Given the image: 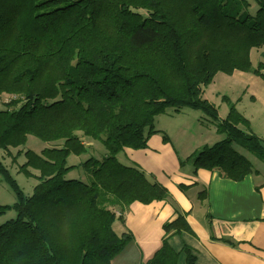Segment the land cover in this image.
Segmentation results:
<instances>
[{
	"label": "trees",
	"instance_id": "trees-1",
	"mask_svg": "<svg viewBox=\"0 0 264 264\" xmlns=\"http://www.w3.org/2000/svg\"><path fill=\"white\" fill-rule=\"evenodd\" d=\"M255 1L252 15L247 0H0V103L9 97L0 109V149H18L13 161L26 158L20 171L39 173L27 195L0 160L18 198L0 204V216L16 211L0 224V264H114L134 240L115 231L116 219L124 221L135 201L169 196L118 155L147 148L160 131L155 118L168 108L200 110L224 136L186 159L195 173L218 169L241 181L255 171L236 148L264 161L250 119L234 103L220 118L204 97L219 72L253 71L264 80V61L253 68L251 60L252 49L264 45V0ZM79 133L107 150L80 164L89 182L66 178L76 167L69 157L89 150ZM29 135L62 142L39 153L23 148ZM163 229L162 246L144 264H196L194 248L183 240L196 235L186 214ZM174 236L181 249L172 245Z\"/></svg>",
	"mask_w": 264,
	"mask_h": 264
},
{
	"label": "crops",
	"instance_id": "crops-1",
	"mask_svg": "<svg viewBox=\"0 0 264 264\" xmlns=\"http://www.w3.org/2000/svg\"><path fill=\"white\" fill-rule=\"evenodd\" d=\"M168 136L165 142L161 133H155L147 148H125L118 155L124 164L137 165L165 186L169 196L149 204L135 201L123 212L124 221H115L114 229L117 224L120 230L115 231L131 233L134 240L114 264L147 262L162 246L164 223L179 212L186 214L196 234L183 237L197 254L196 264H264V163L241 181L224 177L218 169L195 173L193 163L186 159L196 148L190 149L183 140L180 152ZM179 184L187 188L183 190ZM203 190L206 195L200 196ZM171 243L177 249L182 247L178 236L172 237Z\"/></svg>",
	"mask_w": 264,
	"mask_h": 264
},
{
	"label": "rangeland",
	"instance_id": "rangeland-1",
	"mask_svg": "<svg viewBox=\"0 0 264 264\" xmlns=\"http://www.w3.org/2000/svg\"><path fill=\"white\" fill-rule=\"evenodd\" d=\"M247 1L250 4L249 12L255 15L258 9V2L255 0ZM263 53L264 45L252 49L251 60L253 68H256L259 62L264 61ZM253 95L254 98L251 99ZM224 96H227L229 101L224 100ZM204 97L217 106L220 118H224L227 115L230 104L234 103L239 111L247 118L250 119L251 117L253 131L264 140V80L259 75L255 74L253 71L242 70H235L232 74L219 72L214 80L208 86L204 87ZM8 99V95L3 96L0 109L3 108V102ZM213 121L215 120H212L200 110L184 108L182 112L178 113L174 108H168L166 113L158 115L155 118V125L165 129L164 131L160 130L158 133L162 135L168 134L173 137L175 145L179 148L180 152H182L180 147L184 140L187 142V147L190 149L196 148L192 154L195 155L205 143L212 144L216 140L224 138L222 134L215 130L217 127L216 123ZM79 134L88 145L89 150L86 153L80 155L73 154L69 157L68 165H76V167L72 172L67 174L66 178H76L89 182L91 177L80 164L92 156L102 158L107 150L101 142L87 138L81 133ZM61 142L62 141L46 142L36 136L29 135L28 142L23 148L25 150L32 149L40 153L44 148L59 145ZM236 148L252 162L255 168L263 166L264 161L259 159L256 155L241 146L236 145ZM17 150L18 149H10V153H8L4 149H0V160L10 170L23 191L27 195H31L35 184L38 182L35 176L39 173L37 170L31 169L33 175L30 176L20 171V166L25 163L26 158L24 154H21L13 161ZM17 200L16 192L0 173V204L13 205ZM119 215L120 214H118V216ZM15 217L16 211L9 210L4 215L0 216V224ZM116 221L120 220L117 218ZM116 225L117 224H115V229L119 232L120 230ZM174 244H176L175 241Z\"/></svg>",
	"mask_w": 264,
	"mask_h": 264
}]
</instances>
